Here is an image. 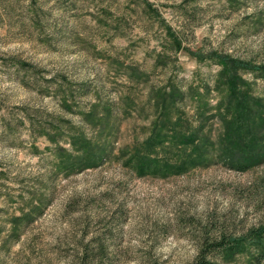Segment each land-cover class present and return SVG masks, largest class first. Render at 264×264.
<instances>
[{
	"label": "rangeland",
	"instance_id": "rangeland-1",
	"mask_svg": "<svg viewBox=\"0 0 264 264\" xmlns=\"http://www.w3.org/2000/svg\"><path fill=\"white\" fill-rule=\"evenodd\" d=\"M263 120L264 0H0V264H264Z\"/></svg>",
	"mask_w": 264,
	"mask_h": 264
},
{
	"label": "trees",
	"instance_id": "trees-1",
	"mask_svg": "<svg viewBox=\"0 0 264 264\" xmlns=\"http://www.w3.org/2000/svg\"><path fill=\"white\" fill-rule=\"evenodd\" d=\"M221 60L223 62L222 70L227 68V66H230L231 68L236 70L238 65H240L238 67L254 69V64L252 65L250 63V62L254 63L253 61H246L243 59L233 60V59H230V57H225V56H223ZM243 108H245V107H243ZM247 114H248L247 110L241 109L237 115H234L232 117L233 120H237V119L239 120V124H240V125H238L239 129H240V126L242 128V124H241L242 120L245 121V119H252L253 118ZM237 116H238V118H237ZM214 117H217V119L220 122L222 121V123L224 125L228 124V120L226 119V117H223V116H221V117L214 116ZM262 123H263L262 125H264V120L262 121ZM245 130H247V134L249 135V130L248 129H245ZM195 138H197V135L195 132L191 133V134L183 135V140L188 142L189 144L195 142ZM193 151H194V149H193ZM255 153L256 152H254V155H255ZM249 154H245L247 157H249L248 159H243L246 163L251 162L252 157L249 156ZM254 162H255V159H254ZM178 170H181V169H178ZM263 231H264V228L259 227V229L255 230L254 236L260 237L262 235ZM232 238L234 239V241H232ZM232 238H231V240H225L224 239V240L214 242V243L209 244V245L207 244V245L202 246L198 250V253L196 255L194 262L191 264H221V263H218L217 261L207 257V254L209 256V254L214 253V252L220 255V258L222 259L223 262H228V260L231 257V254H235V253L240 251L239 249H240L241 245L239 246V243H242L245 246L246 243H248L250 237L247 238V236H240L237 238L236 237H232ZM230 250H232V251H230ZM229 251H230V253H229ZM252 254L256 260H258L259 262H264V248H262L260 250H254Z\"/></svg>",
	"mask_w": 264,
	"mask_h": 264
}]
</instances>
